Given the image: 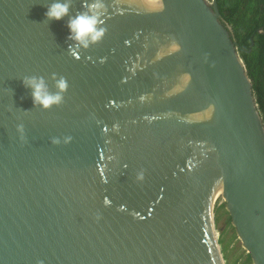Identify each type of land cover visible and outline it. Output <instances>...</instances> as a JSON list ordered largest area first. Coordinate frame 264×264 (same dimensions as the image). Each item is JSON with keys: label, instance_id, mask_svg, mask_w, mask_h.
Segmentation results:
<instances>
[{"label": "water", "instance_id": "1", "mask_svg": "<svg viewBox=\"0 0 264 264\" xmlns=\"http://www.w3.org/2000/svg\"><path fill=\"white\" fill-rule=\"evenodd\" d=\"M54 2L0 0V264H227L229 227L264 264V119L218 0H103L87 48L93 0Z\"/></svg>", "mask_w": 264, "mask_h": 264}, {"label": "trees", "instance_id": "2", "mask_svg": "<svg viewBox=\"0 0 264 264\" xmlns=\"http://www.w3.org/2000/svg\"><path fill=\"white\" fill-rule=\"evenodd\" d=\"M218 4L224 20L232 28L233 39L239 44V53L253 82L264 119V33H260L264 31V0H218ZM234 239L237 240L235 234ZM222 243L224 245V241ZM224 253L227 264H251L242 247L231 252L224 246Z\"/></svg>", "mask_w": 264, "mask_h": 264}, {"label": "clouds", "instance_id": "3", "mask_svg": "<svg viewBox=\"0 0 264 264\" xmlns=\"http://www.w3.org/2000/svg\"><path fill=\"white\" fill-rule=\"evenodd\" d=\"M145 4L152 10H162V0H145ZM88 12L80 14L72 18L68 23L70 32V39H73L85 48L89 45L86 41L91 43H99L106 33V29L101 27L104 23L103 16L106 12V5L103 0H93L88 6ZM70 3L56 2L52 3L45 15L50 21H60L69 14ZM25 87L32 90V99L35 106H41L45 110H49L54 106H59L63 102V93L66 92L68 85L67 82L61 78L56 82L58 89L56 94H50L43 79L35 77L26 79L24 81ZM56 142V141H54Z\"/></svg>", "mask_w": 264, "mask_h": 264}, {"label": "rangeland", "instance_id": "4", "mask_svg": "<svg viewBox=\"0 0 264 264\" xmlns=\"http://www.w3.org/2000/svg\"><path fill=\"white\" fill-rule=\"evenodd\" d=\"M233 235H234V233H233V230L231 228H228L226 233L223 234V241H224L223 251H224V246H226L228 251H231V252L237 251V249H241L240 242L238 240H235V239L232 240ZM245 257H246V254H245Z\"/></svg>", "mask_w": 264, "mask_h": 264}, {"label": "flooded vegetation", "instance_id": "5", "mask_svg": "<svg viewBox=\"0 0 264 264\" xmlns=\"http://www.w3.org/2000/svg\"><path fill=\"white\" fill-rule=\"evenodd\" d=\"M230 26V25H229ZM228 226V225H227ZM228 228V227H227ZM230 228V227H229Z\"/></svg>", "mask_w": 264, "mask_h": 264}]
</instances>
